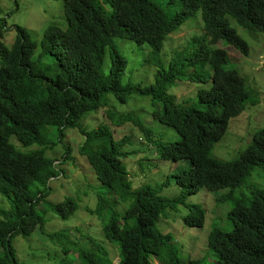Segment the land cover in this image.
Instances as JSON below:
<instances>
[{
  "label": "trees",
  "instance_id": "1",
  "mask_svg": "<svg viewBox=\"0 0 264 264\" xmlns=\"http://www.w3.org/2000/svg\"><path fill=\"white\" fill-rule=\"evenodd\" d=\"M61 1L64 28L47 27L39 43L24 28L18 27L11 46L0 41V196L9 204L6 209L0 207V264H19L13 239L28 237L38 226L42 227L43 218L36 208L49 193L50 180L62 173L54 158L44 152L62 143L64 131L72 127L86 135L80 152L86 156L98 182L112 196L110 200L115 203L118 199L126 206L120 215L113 212L103 225L105 245L83 237L92 248L79 255L82 263L153 264L154 258L158 264H204L179 259L177 252H173L174 247L168 245L174 239L160 233L155 222L165 215V210L185 205L186 195L201 189L213 192L230 188L232 192L242 187L255 167L264 171V127L252 134L235 160L224 163L212 156L230 119L238 116L246 104L259 100L238 71L227 68L228 53L217 45L223 41L246 55L248 44L231 20L239 27L264 33V0H168L180 6L172 18L150 0H104L111 9L109 14L99 0ZM1 13L0 10V35L7 29ZM198 14L202 17L203 33L194 36L187 46L195 50L188 62L196 68V73L187 78L183 69L177 67L185 54L180 50L173 57L170 69L165 70L159 56L165 39ZM114 38L150 47L153 64L157 67L154 84L121 83L128 61L116 47ZM39 45L40 52L35 56ZM44 55L54 56V64L45 60ZM208 65L211 70L207 69ZM177 80L208 84V87L199 90L198 101L193 104L177 103L174 96L156 97L166 93ZM108 93L120 102H125L132 93L161 100V109H155L153 114L161 122L175 127L180 138L159 142L156 157L187 162L188 166H180L172 174L183 189L180 195H161L172 179L155 186L131 189L129 174L122 164L126 154L121 147L128 141L127 137L115 139L107 125L90 131L81 125L87 112L106 103L104 97ZM107 115L119 126L131 122L148 141L156 142L139 117L124 114L115 118L109 109ZM12 136L25 147L36 145V148L15 149L10 141ZM63 148L62 157L66 162L70 160V148L67 145ZM107 203L106 194H98L96 211ZM51 208L60 218L67 219L76 212L77 205L68 197ZM190 210L185 222L202 228L205 211L199 207ZM228 217L232 230L214 227L208 237L218 264H264V190L256 191L248 203H235ZM65 231L68 232L62 230L50 235V239L61 238ZM108 245L115 247V259L110 258Z\"/></svg>",
  "mask_w": 264,
  "mask_h": 264
},
{
  "label": "rangeland",
  "instance_id": "2",
  "mask_svg": "<svg viewBox=\"0 0 264 264\" xmlns=\"http://www.w3.org/2000/svg\"><path fill=\"white\" fill-rule=\"evenodd\" d=\"M99 1L109 14L111 11L109 5L104 0ZM150 1L160 7L168 18L175 17L180 10L178 4L169 3L168 0ZM0 10L1 17L7 22V29L0 35V41L8 46L14 43L18 27L24 28L33 39L40 43L47 27L55 25L64 28L66 26L61 0H0ZM231 23L248 44V53L241 54L223 41L217 47L227 51L229 58L227 68L236 69L247 88L253 90L259 100L255 104H246L238 116L231 118L226 133L215 144L212 156L224 163L235 160L243 147L251 140L252 134L264 127V33L239 27L232 20ZM202 33L203 21L201 14H198L186 20L175 33L169 35L159 52L165 64V70L170 69L174 61H172L173 57L180 50L185 54L177 62V67L183 69L187 78L196 73V68L188 62L190 54L195 50H189L187 46L194 36ZM113 41L128 61L121 76V83L142 86L154 84L157 67L153 64L150 47L147 44L139 46L134 41L122 38H114ZM40 48L39 45L35 56H38ZM43 58L54 64V56L44 55ZM104 65V70L107 72L108 54ZM207 69L211 70V66L208 65ZM206 87L208 84L177 80L174 85L167 88L166 93L157 94L156 97L174 96L177 103L193 104L198 101L199 90ZM104 100L106 103L87 112L80 122L88 131L107 125L115 139L127 137L128 141L121 147L126 154L122 158V164L129 174L131 189H138L144 185L155 186L166 179H172V183L163 188L161 195L166 197L180 195L183 189L173 180L172 174L180 166H188L187 162L164 161L156 157L155 148L159 142L176 141L180 138L175 127L161 122L154 116L153 111L162 107L161 100H154L151 95L136 93L128 95L125 102L117 100L112 93H108ZM107 109L113 112L115 118L117 115L124 114L139 117L144 126L151 130V135L156 142L148 141L138 126L131 122L117 125V122L107 115ZM64 133L63 144L58 143L44 152L46 156L54 158L55 165L62 173L59 177L50 180L48 184L50 191L36 208L43 218V225L38 226L28 237L17 236L13 239L15 257L19 264H83L79 255L82 251L92 248V245L86 243L83 237L92 238L97 243L105 245L107 241L104 240L103 225L108 222L113 212L120 215L126 207L118 199L115 203L110 200L112 196L108 194L105 186L98 182L86 156L80 152V146L85 141L86 135L77 127L67 128ZM52 139L55 140V135ZM10 141L18 150L28 151L36 148V145L25 147L15 136H12ZM63 145L70 148V160L66 162L62 157ZM255 189L256 191L264 190V171L259 167L251 171L242 187L232 192L230 188L213 192L201 189L197 193L186 195V204L179 206L176 210H165V215L156 220L155 226L160 233L174 239L168 242V245L174 247L173 252H177L179 259L218 264L217 255L209 247L208 237L214 227L224 231L232 230L233 224L228 217L231 208L240 201L248 203L255 194ZM103 193L106 194L108 203L96 211L99 207L98 204L95 207L97 195ZM68 197L76 203L77 210L67 219H62L52 211L51 206ZM87 206L93 207V210ZM0 207L5 209L9 207L5 197L0 196ZM191 207H199L205 211L206 221L202 228L185 222L184 218L191 211ZM78 228L81 229L79 232L76 231ZM62 230H68V232L62 233L59 239H50V235ZM112 245H108L107 249L110 258L115 259L117 253ZM152 263L158 264L154 258Z\"/></svg>",
  "mask_w": 264,
  "mask_h": 264
}]
</instances>
